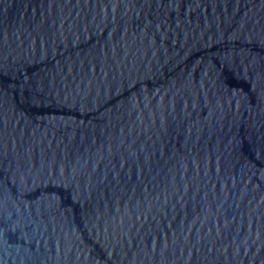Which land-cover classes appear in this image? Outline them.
<instances>
[{"label":"water","instance_id":"water-1","mask_svg":"<svg viewBox=\"0 0 264 264\" xmlns=\"http://www.w3.org/2000/svg\"><path fill=\"white\" fill-rule=\"evenodd\" d=\"M0 264H264V0H0Z\"/></svg>","mask_w":264,"mask_h":264}]
</instances>
